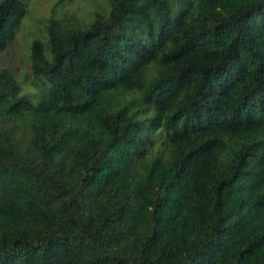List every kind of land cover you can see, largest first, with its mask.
Listing matches in <instances>:
<instances>
[{
	"label": "trees",
	"instance_id": "1",
	"mask_svg": "<svg viewBox=\"0 0 264 264\" xmlns=\"http://www.w3.org/2000/svg\"><path fill=\"white\" fill-rule=\"evenodd\" d=\"M108 4L0 69V264H264V0Z\"/></svg>",
	"mask_w": 264,
	"mask_h": 264
},
{
	"label": "rangeland",
	"instance_id": "2",
	"mask_svg": "<svg viewBox=\"0 0 264 264\" xmlns=\"http://www.w3.org/2000/svg\"><path fill=\"white\" fill-rule=\"evenodd\" d=\"M1 1V0H0ZM25 14L15 35L4 50L0 51V69H7L21 86V93H31L30 45L34 40L46 38L45 25L48 18H62L73 14L82 23H88L94 12L107 14L108 0H21ZM162 138L156 139L159 146Z\"/></svg>",
	"mask_w": 264,
	"mask_h": 264
}]
</instances>
